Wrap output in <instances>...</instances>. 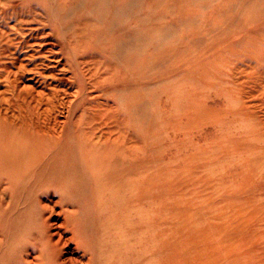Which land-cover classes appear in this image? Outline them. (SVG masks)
Returning <instances> with one entry per match:
<instances>
[{"label":"rangeland","instance_id":"rangeland-1","mask_svg":"<svg viewBox=\"0 0 264 264\" xmlns=\"http://www.w3.org/2000/svg\"><path fill=\"white\" fill-rule=\"evenodd\" d=\"M235 1H202V10L192 0L139 2L142 12L153 4L174 7L177 24L183 17L193 23L175 34L169 27L156 42L144 28L147 37L137 55L136 185L148 225L141 230L144 243L153 244L151 264H264V165L256 160L264 156V18L257 16L261 6L237 15ZM4 7L3 0L0 19L17 13ZM12 38L11 51L0 56L11 72L0 65V90L13 78L36 95L55 85L61 101H68L61 108L63 121L74 99L66 89L82 104L98 95L78 80L77 58L63 56L43 24L25 25ZM90 103L75 112L86 128Z\"/></svg>","mask_w":264,"mask_h":264},{"label":"bare ground","instance_id":"bare-ground-1","mask_svg":"<svg viewBox=\"0 0 264 264\" xmlns=\"http://www.w3.org/2000/svg\"><path fill=\"white\" fill-rule=\"evenodd\" d=\"M141 1L4 0V8L16 7L17 13L0 19V56L11 51L12 36L25 25L41 23L63 56L77 58L78 80L98 95L87 102L91 126L86 128L75 112L87 104L78 103L68 89L64 93L74 99L66 121L60 113L68 101H61L55 85L36 95L13 78L0 90V264H151L153 244L144 243L141 230L148 225L136 185L141 101L135 96L142 59L137 55L144 28L156 42L169 27L175 34L193 23L183 17L177 24L174 7L160 10L153 4L142 12ZM202 1L216 0L192 4L202 10ZM260 6L257 16L264 18V0L233 5L237 15ZM4 18L16 24H3ZM2 63L0 58L3 71L11 73ZM256 160L264 165L263 155ZM143 247L146 252L140 254Z\"/></svg>","mask_w":264,"mask_h":264}]
</instances>
